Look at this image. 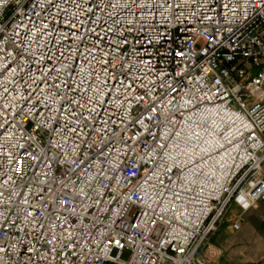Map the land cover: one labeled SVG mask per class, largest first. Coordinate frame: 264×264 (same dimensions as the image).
Wrapping results in <instances>:
<instances>
[{"label": "built area", "instance_id": "1", "mask_svg": "<svg viewBox=\"0 0 264 264\" xmlns=\"http://www.w3.org/2000/svg\"><path fill=\"white\" fill-rule=\"evenodd\" d=\"M259 205L264 0H0V264H220Z\"/></svg>", "mask_w": 264, "mask_h": 264}, {"label": "crops", "instance_id": "2", "mask_svg": "<svg viewBox=\"0 0 264 264\" xmlns=\"http://www.w3.org/2000/svg\"><path fill=\"white\" fill-rule=\"evenodd\" d=\"M235 211L232 209L228 213L224 223L219 227L216 234L211 236L203 248L204 255L211 261L220 263L221 258L224 255L226 248L234 249V243L229 240L221 238L222 229L229 223L234 216ZM242 225L239 231L240 234V252L231 253L232 257L242 264H254L264 260V205H259L256 209H253L242 216ZM227 230H231V225H228ZM235 251V250H233ZM212 252H215L212 254Z\"/></svg>", "mask_w": 264, "mask_h": 264}, {"label": "rangeland", "instance_id": "3", "mask_svg": "<svg viewBox=\"0 0 264 264\" xmlns=\"http://www.w3.org/2000/svg\"><path fill=\"white\" fill-rule=\"evenodd\" d=\"M232 209H235V207H233ZM232 209L230 210V212L232 211ZM226 226L223 227L222 229V233H221V238H223L224 240H229V242L234 243V249H229L226 248V251L224 253V255L221 258V262L222 264H242L241 262H239L238 260L234 259L231 255V253L233 252H240V237H242L240 234L242 233V231L237 232L236 234H233V232H231V230H227L226 228L228 227V225H231L230 222L225 224ZM235 250V251H233ZM215 252H212V254ZM129 257V253L128 252H124L123 254V259L127 260ZM211 260V258H210Z\"/></svg>", "mask_w": 264, "mask_h": 264}]
</instances>
